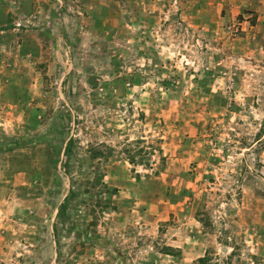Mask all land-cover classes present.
I'll return each mask as SVG.
<instances>
[{"label":"rangeland","instance_id":"obj_1","mask_svg":"<svg viewBox=\"0 0 264 264\" xmlns=\"http://www.w3.org/2000/svg\"><path fill=\"white\" fill-rule=\"evenodd\" d=\"M225 240L264 264V0H0V264Z\"/></svg>","mask_w":264,"mask_h":264},{"label":"trees","instance_id":"obj_2","mask_svg":"<svg viewBox=\"0 0 264 264\" xmlns=\"http://www.w3.org/2000/svg\"><path fill=\"white\" fill-rule=\"evenodd\" d=\"M224 246L231 249L230 253H228L225 257H220L217 253L206 251L205 254L196 260L194 264H246L240 254L239 248L235 246H230L228 241L225 240L222 243ZM174 249L164 247L163 253L165 255H173ZM257 259L255 256H251L249 262L247 264H257Z\"/></svg>","mask_w":264,"mask_h":264}]
</instances>
